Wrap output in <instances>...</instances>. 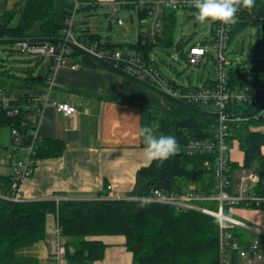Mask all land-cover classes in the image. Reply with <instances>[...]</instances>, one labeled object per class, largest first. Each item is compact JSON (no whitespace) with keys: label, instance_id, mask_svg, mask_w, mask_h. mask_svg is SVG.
I'll return each mask as SVG.
<instances>
[{"label":"trees","instance_id":"16d2710c","mask_svg":"<svg viewBox=\"0 0 264 264\" xmlns=\"http://www.w3.org/2000/svg\"><path fill=\"white\" fill-rule=\"evenodd\" d=\"M92 5L80 9L79 21L74 34L76 39L85 45H97L99 49L110 51L132 50L141 55L144 63L149 65L152 53L159 46L171 47L173 42L170 35L173 32L177 14L181 11H167L164 14L162 37L154 43L145 40L139 33L137 43L120 44L103 41L99 34L92 33L85 28V13H90L100 7L96 0H79ZM120 9H138L140 0H118ZM73 5L70 0H21L15 9L6 11L0 18V39H25L34 37L63 39L66 20L71 16ZM196 10V9H187ZM141 21L148 17V11L139 9ZM240 14V15H239ZM83 17V19L81 18ZM14 25V22L16 21ZM81 19V20H80ZM220 23L211 25L210 38L204 42L191 45L210 44L216 27ZM230 45L238 34L248 28L255 29L258 37L264 36V0H255L250 9L242 8L237 12L236 23L230 25ZM185 44V43H184ZM57 45V44H56ZM13 46V45H12ZM19 46V45H18ZM182 48V44L177 45ZM18 53L25 55L19 46ZM16 51L10 49V55ZM244 48L236 42L233 53L242 54ZM186 52L182 56L186 59ZM27 56V55H25ZM37 62L26 70H10L0 68V131L8 128L12 133L11 148L16 151L27 150L29 160L34 170L42 160L55 159L63 155L66 143L63 140L37 138L38 111L41 105L33 98L25 95L20 99H13L12 93L20 89H30L38 84H45L53 75L54 62L45 58L30 57ZM82 54L73 50L71 59L77 60ZM5 56L0 53V62ZM229 71L228 88L232 91H246L256 94V103H231L226 108V115H239L250 112L264 103V61L250 65L247 61L233 60ZM28 60L27 64H31ZM120 67L124 65L120 64ZM1 66V63H0ZM106 69L108 67L96 63ZM198 67L206 68V64ZM163 77L169 81L171 87L180 90L156 66ZM110 70V69H109ZM37 72V73H36ZM203 81V75L199 76ZM213 82L208 78L203 83ZM182 86V85H181ZM185 87V85H184ZM199 86L189 85V88ZM9 100L5 106L2 100ZM165 99L168 109H151L141 107L142 127L150 128L155 135H174L180 146V151L163 162L153 161L137 173L136 186L127 199H113L109 201L68 200L57 205L53 200L15 202L0 197V264H40L36 257L18 256L23 248L46 242L50 235L47 227L48 215H53L60 227L62 237L71 238L64 242L65 254L70 264H93L104 258L105 243L91 238L102 236H124L125 247L133 255L132 264H220L219 225L215 218L198 211H182L171 206L150 203L139 199L149 198L156 189H164L168 193L181 194L187 191H198L212 194L215 190V175L202 165L208 159L206 155L190 156L185 152L186 146L194 140H206L211 137L210 126L217 124L218 119L198 115L189 109ZM200 110L204 108L192 105ZM17 110V113L14 112ZM37 119L34 121V119ZM231 133V141L243 152V165L229 163L230 183L235 187L238 178L235 172L255 171L259 175L256 193L264 194V109L258 114L243 120L227 119ZM17 131V136L14 135ZM143 137V136H142ZM144 140V137L143 139ZM144 146V143H143ZM31 149V151H29ZM14 175L0 176V194L6 198H14L18 186ZM105 195V194H103ZM255 208L254 205H249ZM237 208H246L245 204ZM249 208V207H248ZM264 209V208H263ZM239 237V235H235ZM232 263L241 264L238 252L231 253Z\"/></svg>","mask_w":264,"mask_h":264},{"label":"crops","instance_id":"0c3cea01","mask_svg":"<svg viewBox=\"0 0 264 264\" xmlns=\"http://www.w3.org/2000/svg\"><path fill=\"white\" fill-rule=\"evenodd\" d=\"M97 1L99 8H102L109 7L118 0ZM19 4L21 0H0V18L6 11L15 9ZM83 16H87L83 21L85 28H88L90 13ZM89 31L101 36L98 30ZM136 38L135 42L129 40L127 44L137 43L139 35ZM101 39L110 42L109 38L104 39L101 36ZM81 58L77 60L79 63ZM48 61L45 59L46 63ZM95 64H81L75 69L58 67L45 84L12 93L13 99L29 95L36 104L41 105L42 112L40 115L37 113V138L60 139L66 143L62 156L39 161L32 171V176L21 183L17 193L22 201L47 200L57 195L69 200H94L108 194L117 199H127L136 186L138 171L152 163L143 157L141 107L168 109L164 97L114 70ZM209 77L211 78V75ZM206 80L207 78H203V81L199 79L202 84ZM170 81L173 82V79ZM175 85L180 86L177 83ZM54 102L69 104L75 107L77 112L65 116L57 111ZM261 131L264 132V129ZM11 141L12 133L10 143L4 147L11 148ZM230 151L231 163L241 167L244 161L243 152L235 144ZM13 152L11 148L8 156L10 164L5 163L9 167H1L0 176H13L15 161L25 159L28 155L27 150ZM262 154L264 155V147ZM242 173L244 171H236L235 178ZM110 186L111 192L107 190ZM230 216L248 226V229L233 227L228 231L231 240H235L242 247L238 252L242 264L247 249L255 241L262 244L260 240L264 236L258 232H264V209L237 208ZM53 232L51 227L48 231L50 238ZM90 240L102 241L106 246L104 258L93 264L133 263V255L125 247L124 236H102ZM28 250L30 251H27L25 256L37 257L40 264H54L46 242L38 243Z\"/></svg>","mask_w":264,"mask_h":264},{"label":"built area","instance_id":"2783aa9c","mask_svg":"<svg viewBox=\"0 0 264 264\" xmlns=\"http://www.w3.org/2000/svg\"><path fill=\"white\" fill-rule=\"evenodd\" d=\"M73 8L71 16L66 20L65 28L63 30L64 38L71 41L82 48L86 49L91 54L98 58L109 61L116 66L119 63L124 65L125 71L133 76H136L155 87L166 92L172 97H176L185 101L190 105H196L204 108L203 110L214 112L218 114H226V108L231 103H256L258 97L256 94H251L246 91H232L228 88L229 84V71L233 66V61L230 56V25H218L216 27L214 37L211 39L208 45H191L186 52V61L189 66L198 67L199 65L211 64L212 72L210 73L213 82H208V85L202 84L198 88L184 87L185 90H180L175 87H171L169 81H167L162 73L156 70V64L151 63L146 65L141 55L132 53L130 50H118L110 51L105 49H99L97 45H85L80 43L74 34L76 24L79 21V11L83 7L91 6L89 2L81 3L79 0H70ZM95 2L98 3L96 0ZM195 0H140L138 5V11L141 9L145 12L148 11V17L143 18L141 21V27H139V33L143 35L145 40L156 42L158 38L162 37L163 31V18L167 11H179L187 9H195ZM110 8L113 12L120 13V2L114 1L110 4ZM241 10V9H240ZM239 10V12H240ZM240 15V14H239ZM112 19V17H111ZM117 24L123 26L125 23L123 20L118 19ZM23 54L30 57H41L54 62L53 72L58 67H71L75 69L81 65V63H75L71 59L73 49L65 45H56L53 43H47L41 47L29 48L26 44L19 45ZM0 88V95L3 90ZM5 106H8L9 100L4 98L2 100ZM57 111L62 112L65 116H71L77 112V109L69 104L53 103ZM42 112V107L38 111L39 115ZM17 113V110L14 114ZM37 119L35 118L34 121ZM219 122L210 126V138L206 140H194L191 141L185 152L190 156L206 155L204 169L209 172H213L215 175V192L212 194H203L200 192L188 191L181 194L168 193L164 189H156L152 192V196L149 198H142L139 200L146 202H155L156 204L171 206L177 210L182 211H198L205 215L216 218L220 227V264H231L233 252H240L242 250L241 245L235 240L232 241V237L228 231L233 227L248 229V226L230 216L237 207L245 204L246 208H251L249 205H254L256 209L264 208V194L260 195L256 193V187L259 183V175L251 170L244 171L238 177V183L233 187L229 178V163H231V151L233 147V141H231L230 128L226 118H218ZM38 121V120H37ZM14 135L17 136V131H14ZM31 151V149H29ZM29 153V152H28ZM32 162L29 157L25 159H17L14 163V178L16 183L20 184L33 174ZM19 185V186H20ZM18 186V190L19 187ZM107 190L111 192L112 187H107ZM18 192V191H17ZM0 197L15 201L23 202L20 199L18 193L13 198H6L0 194ZM103 197L98 198L102 200ZM105 199L113 200L117 199L108 194ZM49 200H53L57 205L64 201H68L64 196H53ZM264 236V232H258ZM259 241H255L254 244L247 249V255L242 258V264H261L264 255L259 252L261 250ZM49 255L54 261V264H61V261L66 257V247L62 241L60 233V227L58 222V216L55 226V234L49 239L48 243ZM264 250V249H263Z\"/></svg>","mask_w":264,"mask_h":264},{"label":"rangeland","instance_id":"374dc122","mask_svg":"<svg viewBox=\"0 0 264 264\" xmlns=\"http://www.w3.org/2000/svg\"><path fill=\"white\" fill-rule=\"evenodd\" d=\"M196 10L180 11L177 14L175 26L173 32L170 35V40L173 42L171 47L160 46L154 49L152 53V61L158 66L162 72L170 79H173L174 84L201 86L202 83L199 81V76L203 75L206 79L212 72L211 64L204 67L189 66L188 62L181 55L183 51H187L191 44L204 42L207 38H210L211 25L201 24L195 19ZM112 17V19H111ZM88 28L92 31L98 30L104 39H110V42L127 44L129 40L135 42L139 35L140 19L137 10L132 9H121L120 13L113 12L109 7L97 8L96 11L92 10L88 17ZM121 19L124 21V26L117 24V20ZM16 22L14 23V25ZM244 48L242 54L233 53L236 48V42ZM182 44V48L177 45ZM185 43V44H184ZM10 49L15 52L14 55H10ZM18 45H0V53L5 56V60L0 62V68L2 70H10L12 74L15 73L16 69H27L31 65L36 64V60L33 58H27V56L18 53ZM132 52H134L132 50ZM230 56L233 60L247 61L250 65L252 62L258 63V59L264 61V36L258 37L255 29L248 28L242 33L238 34L234 42L229 47ZM28 60H32L31 64H27ZM112 63V61H111ZM115 65V64H114ZM110 69V68H109ZM37 73V72H36ZM213 78V77H212ZM179 99V98H178ZM181 100V99H180ZM185 102V101H184ZM261 112V111H260ZM11 133L8 128H4L0 131V168L9 167L5 163L10 164L8 156H10L11 148L8 149L4 145L10 143ZM105 195L102 201H109L105 199ZM155 203V202H150ZM56 219L53 215L47 217V229L50 231L51 227L54 231L52 236L55 234ZM71 238L62 237L63 242L70 241ZM261 255H264L263 245L264 238H261ZM31 247L23 248L18 251V256H25L27 251H30ZM49 250V249H48ZM31 257V256H30ZM37 258V257H36ZM261 262H264L262 259ZM67 257H64L62 264H68Z\"/></svg>","mask_w":264,"mask_h":264},{"label":"clouds","instance_id":"9594fccd","mask_svg":"<svg viewBox=\"0 0 264 264\" xmlns=\"http://www.w3.org/2000/svg\"><path fill=\"white\" fill-rule=\"evenodd\" d=\"M255 0H195V19L201 24L220 23L233 25L237 20V12L250 9ZM144 137L143 157L151 163L163 162L180 151L177 138L171 134L155 135L150 128L141 129Z\"/></svg>","mask_w":264,"mask_h":264},{"label":"water","instance_id":"95a60500","mask_svg":"<svg viewBox=\"0 0 264 264\" xmlns=\"http://www.w3.org/2000/svg\"><path fill=\"white\" fill-rule=\"evenodd\" d=\"M47 43H53V44H57V45H65L75 51H78L82 54V58L80 60V63L86 66H92L95 63L98 64H102L108 68H110L111 70H114L118 73H120L121 75L135 81L136 83H138L139 85L141 84V86L153 91L154 93H157L161 96H163L166 99H169L187 109H189L190 111L201 115V116H205V117H210V118H226V119H231V120H243V119H247L249 117H252L256 114H258L260 111H262L264 109V103L261 104L258 107H255L254 110L247 112V113H243V114H239V115H226V114H218V113H214V112H209V111H205V110H200L176 97H172L171 95H168L166 92L162 91L161 89L155 87V85H152L136 76L131 75L130 73H128L127 71H125L123 68L114 65L113 63L106 61L104 59L98 58L97 56L91 54L90 52H88L86 49L82 48L81 46L68 41L66 39H52V38H43V37H34V38H25V39H0V45H23L26 44L27 47L29 48H35V47H41L46 45ZM264 249V246H263Z\"/></svg>","mask_w":264,"mask_h":264}]
</instances>
